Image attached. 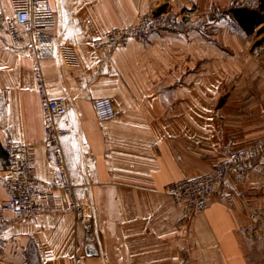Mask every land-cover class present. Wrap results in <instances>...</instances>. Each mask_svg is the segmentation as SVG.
I'll return each instance as SVG.
<instances>
[{"label": "crops", "instance_id": "crops-1", "mask_svg": "<svg viewBox=\"0 0 264 264\" xmlns=\"http://www.w3.org/2000/svg\"><path fill=\"white\" fill-rule=\"evenodd\" d=\"M192 2L195 3L193 8ZM56 28L39 60L50 96L68 105L61 140L75 197L96 214L100 257L86 250L88 221L69 210L36 91L31 51L0 42V203L8 200L5 139L31 144L37 198L51 212L0 230V264H264V154L243 182L189 215L166 188L209 172L227 154L264 138V23L247 33L233 10L262 0H51ZM0 12L11 14L10 0ZM183 17V31L130 42L109 55L92 43L139 15ZM113 97L102 122L94 100ZM252 208L260 214L257 224Z\"/></svg>", "mask_w": 264, "mask_h": 264}, {"label": "built area", "instance_id": "built-area-1", "mask_svg": "<svg viewBox=\"0 0 264 264\" xmlns=\"http://www.w3.org/2000/svg\"><path fill=\"white\" fill-rule=\"evenodd\" d=\"M11 14L0 12V42L13 51L29 50L35 58L33 70L36 91L39 97L45 123V144L53 147L55 166L60 177L59 187L65 192L69 210L80 221H88L86 250L92 257H100L101 230L98 228L96 214L87 215L86 207L75 197L74 184L71 181L61 140L68 131L62 126L68 110L64 98L50 96L39 60L44 55V41L50 38V32L56 28V18L51 0H10ZM195 5L194 2H192ZM183 17L170 13H151L138 16L136 22L127 27L111 28L101 38L93 41L92 46L103 55H109L119 48H125L130 42H143L155 34L179 30L185 23ZM94 108L102 122L117 117L116 102L113 97H100L94 100ZM5 148L9 157V167L3 172V180L8 200L0 203V230L7 224V214L17 221L34 219L43 213L51 212L37 201L41 193L40 182L35 176L36 156L31 144L18 143L12 138L5 139ZM264 154V138L257 139L249 147L230 152L215 163L206 174L180 180L166 188L175 206L187 214L204 211L214 195H222L234 206L239 195L228 189L227 179L233 175L243 182L254 164ZM250 209V218L259 224L262 217ZM5 252V241L0 238V256ZM71 264H85L81 256L71 258Z\"/></svg>", "mask_w": 264, "mask_h": 264}, {"label": "trees", "instance_id": "trees-1", "mask_svg": "<svg viewBox=\"0 0 264 264\" xmlns=\"http://www.w3.org/2000/svg\"><path fill=\"white\" fill-rule=\"evenodd\" d=\"M233 12L235 13L242 28L249 34L253 33L257 26L264 23V0H262L258 9L250 10L247 8H239L233 10ZM186 24L187 23H184L182 27Z\"/></svg>", "mask_w": 264, "mask_h": 264}, {"label": "rangeland", "instance_id": "rangeland-1", "mask_svg": "<svg viewBox=\"0 0 264 264\" xmlns=\"http://www.w3.org/2000/svg\"><path fill=\"white\" fill-rule=\"evenodd\" d=\"M193 5V4H192ZM193 8H195V5H193ZM151 13H156V14H159V13H167V12H151ZM151 13H148V14H151ZM144 15V14H143ZM173 15V14H172ZM139 16H141V15H139ZM177 16H179V15H177ZM185 22H187V21H185ZM184 30V28L183 27H181L179 30H177V31H172V32H178V31H183ZM263 31V33H264V30L263 29H260V33ZM262 34V33H261ZM261 41H264V38L261 40Z\"/></svg>", "mask_w": 264, "mask_h": 264}]
</instances>
